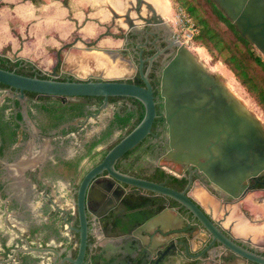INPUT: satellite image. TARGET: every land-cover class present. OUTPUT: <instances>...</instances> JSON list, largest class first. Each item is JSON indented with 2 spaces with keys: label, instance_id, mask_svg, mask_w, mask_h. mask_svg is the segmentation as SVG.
Listing matches in <instances>:
<instances>
[{
  "label": "flooded vegetation",
  "instance_id": "flooded-vegetation-1",
  "mask_svg": "<svg viewBox=\"0 0 264 264\" xmlns=\"http://www.w3.org/2000/svg\"><path fill=\"white\" fill-rule=\"evenodd\" d=\"M150 1L153 4L97 0L104 12L102 16L98 13L89 17L102 24L104 30L90 40L76 34L63 42L56 48V63L51 70L41 68L29 57L11 56L34 62L41 70L38 75L50 77L46 70L56 66L59 77L80 79L83 77L64 71L63 51L81 42L85 50L95 54L98 50L81 38L92 42L104 34L96 47L110 52L103 56L107 59L99 62V67L106 76L131 71L132 75L121 79L135 83L142 79L141 60L146 71L152 57L149 77L159 120H154L151 132L142 141L118 158L115 167L123 173L185 190L226 237L264 256V173L251 178L246 191L235 197L223 193L194 165L162 164L170 145L161 71L176 49L175 42L183 41L168 17L173 2ZM89 12H96L94 6ZM103 40L107 42L102 44ZM16 92L9 85L0 86V96H4L0 101V264H260L213 241L193 212L176 199L116 180L107 170L94 176L86 187V239L79 258L83 233L80 186L110 145L126 133L128 125L120 120L121 116L131 114L136 106L129 98L109 99L104 106V98L51 94H26V100L21 101L13 96ZM112 104L107 122L86 137L89 127L100 122L102 110ZM114 128L119 132L111 138ZM65 138L75 139L76 145L63 146ZM20 158L25 161V169L19 171L7 165ZM196 192L202 194L205 203ZM179 213L182 216L177 218Z\"/></svg>",
  "mask_w": 264,
  "mask_h": 264
},
{
  "label": "water",
  "instance_id": "water-1",
  "mask_svg": "<svg viewBox=\"0 0 264 264\" xmlns=\"http://www.w3.org/2000/svg\"><path fill=\"white\" fill-rule=\"evenodd\" d=\"M142 1L153 4L150 0H138V3ZM213 1L264 57V0ZM128 24L130 28L132 19H129ZM103 35L92 42L80 38L107 57L110 50L96 47ZM175 45L174 53L161 71V95L164 98L170 145L161 159L162 164L169 167L194 165L223 193L239 196L246 191L251 178L264 173V122L231 90L221 75L211 71L188 45L180 40ZM58 54L60 62V50ZM152 59L146 71L143 69L144 60H141L140 74L144 84L103 75H96L92 79H59L56 66L52 71L46 70L50 77L26 75L0 66V82L14 87L17 92L13 96L21 101L26 100L25 91L29 90L61 96H103L104 106L108 105L110 96H132L145 106L140 122L108 150L104 158L86 174L80 186L83 233L79 258L86 239V187L94 176L107 170L116 180L153 190L162 197L176 199L193 212L211 234L213 241L221 242L233 251L242 252V256L247 259L264 264V256L245 250L226 237L221 227L185 190L123 173L115 167L123 153L151 132L157 116L154 88L149 77ZM36 159L32 158L30 162ZM7 165L19 171L26 168L22 159L7 162ZM179 216L182 215L179 213L177 218Z\"/></svg>",
  "mask_w": 264,
  "mask_h": 264
},
{
  "label": "rangeland",
  "instance_id": "rangeland-1",
  "mask_svg": "<svg viewBox=\"0 0 264 264\" xmlns=\"http://www.w3.org/2000/svg\"><path fill=\"white\" fill-rule=\"evenodd\" d=\"M171 2H173V8L168 14V17L169 19H171V22L175 26L179 38L182 39L183 43L188 45L191 50H193V52H195V54L206 64V66L211 71L219 73L222 79L231 88V90L237 96H239L245 102V104L264 122V110L252 97V95L246 90L243 84L238 80L235 73L225 63L223 57L225 56V54H228V52L225 50L220 54L219 58L217 57V59H214L212 52L205 44H203L202 42H197L193 39V35L196 32V29L194 28L193 17L188 14L186 9L180 3L174 2L173 0H171ZM14 4L18 3H13L12 1L10 2V0H0V50L4 44L12 42V50L10 51V54L19 55L23 53V48L25 47L26 43L27 45H29V49L27 47L28 50L26 52L27 54L33 55L31 57L36 61L37 65L43 69L51 70L52 66L56 63V47L52 48L51 43L56 42L59 47L63 43L62 40L57 39L56 41L55 39H53V37L60 38L58 33L53 30H48V32L45 34H39L40 39L37 41H34L33 39L32 41L26 39L27 37H34L30 35V29L33 27L30 26V20L23 21L20 19V17H18L17 13L14 10ZM55 6L56 5H54V7ZM55 8L53 11L54 13H56ZM101 11L104 12V10ZM99 14L102 16L101 13ZM38 17H40V14H38ZM37 20H39V18H34L32 21L37 22ZM22 22L26 23L27 25L26 28H24L23 26L21 31L24 39L17 41L13 38L11 29L13 28V26L19 27ZM33 26L38 27L39 23ZM51 26L52 28H54L53 25ZM101 26L102 25L99 26V30H101L102 32L103 29H101ZM69 40L71 39H68V41ZM106 42L107 41H102V44H105ZM82 46L83 43L79 42L78 46L63 51V54H65V60L63 64L64 71H70L83 78H87L91 75L105 76V72L99 67V59L95 56L94 51L85 50ZM130 75H132V72L127 71L124 75L112 77L121 78L128 77ZM0 98H4V96L1 95ZM112 107L113 104L111 105V107L109 106L102 110V118L100 119V122L96 124L93 123V125L89 127V130L86 132V137L91 136L93 132L100 129L102 125L107 122L108 116L110 115V113H112ZM77 121L78 119L74 120L75 123ZM31 124L33 125L34 129H38L32 119ZM118 132L119 131L114 128L113 133L110 135V137L113 138L117 135ZM61 143L63 146L71 148L76 145V140H67L65 138V140H63Z\"/></svg>",
  "mask_w": 264,
  "mask_h": 264
},
{
  "label": "trees",
  "instance_id": "trees-1",
  "mask_svg": "<svg viewBox=\"0 0 264 264\" xmlns=\"http://www.w3.org/2000/svg\"><path fill=\"white\" fill-rule=\"evenodd\" d=\"M180 3L194 19V28L196 32L193 39L197 42L205 44L212 52L213 58L217 59L223 51H227L223 57L227 66L235 73L238 80L243 84L246 90L252 95L257 103L264 110V57L250 40L243 36L240 30L216 5L213 0H173ZM12 46L5 45L0 50V66L7 69H14L17 72L26 75H35L41 71L34 62L19 58L14 60L10 54ZM48 77L47 74H42ZM59 79H68L66 76H60ZM75 79V78H72ZM131 81V79H121ZM144 84L139 78L138 84ZM1 87L8 86L0 82ZM28 96L35 97L39 94L34 91H26ZM102 99L103 96H87ZM118 98H129L136 106L135 111L125 116H121L128 125L126 133H124L117 141L110 145V148L117 143L122 137L130 132L142 119L145 113L144 104L137 98L132 96H110V100ZM158 110V107H156ZM132 116L134 119H132ZM156 122L159 120L155 118Z\"/></svg>",
  "mask_w": 264,
  "mask_h": 264
},
{
  "label": "crops",
  "instance_id": "crops-1",
  "mask_svg": "<svg viewBox=\"0 0 264 264\" xmlns=\"http://www.w3.org/2000/svg\"><path fill=\"white\" fill-rule=\"evenodd\" d=\"M11 1L13 3H18L14 4V10L18 17H20V19L23 21L30 20V26L33 27L30 29V35L34 36L33 38H26L30 41H32V39L34 41L39 40V34H45L48 32V30L57 32L60 38L53 37V39L56 41L57 39H61L62 42L68 41V39L72 40L76 34L82 35L86 40H90L94 37V35L96 36L97 33L101 32V30H99V26L102 24L94 21L91 18L93 15L103 13L101 10H104V8L102 7L101 3L97 4V0H94V2H92L93 0H68L67 2L66 0H43L44 3L41 5L33 4L31 1L27 0H10V2ZM54 5H56V8ZM92 6H94L96 12H89L90 7ZM54 8L56 9V13L53 12ZM38 14H40V17H38ZM34 18H39V20L34 22L32 21ZM38 23V27L33 26L35 24L37 25ZM51 25H53L54 28H52ZM23 26L26 28V23L22 22L19 27L13 26L11 29L13 38L17 41L24 39V36L21 33ZM101 29L104 30L103 25L101 26ZM8 44L12 46V42H8L7 44H4L2 48ZM27 47L29 49V45L25 43L23 53L19 55L33 59L31 57L33 55L27 54ZM51 47L58 48V44L56 42H52ZM196 195L200 201L205 203V199L201 193L196 192Z\"/></svg>",
  "mask_w": 264,
  "mask_h": 264
},
{
  "label": "bare ground",
  "instance_id": "bare-ground-1",
  "mask_svg": "<svg viewBox=\"0 0 264 264\" xmlns=\"http://www.w3.org/2000/svg\"><path fill=\"white\" fill-rule=\"evenodd\" d=\"M95 56L99 58V62H103L104 59H107L106 57H103L102 53L100 51L95 52ZM112 73V72H111ZM30 152V151H29ZM22 159V158H20ZM29 162V161H28ZM18 170V169H17Z\"/></svg>",
  "mask_w": 264,
  "mask_h": 264
}]
</instances>
